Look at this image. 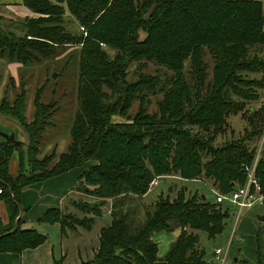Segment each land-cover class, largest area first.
<instances>
[{
  "label": "trees",
  "instance_id": "obj_1",
  "mask_svg": "<svg viewBox=\"0 0 264 264\" xmlns=\"http://www.w3.org/2000/svg\"><path fill=\"white\" fill-rule=\"evenodd\" d=\"M39 17H24L22 29L0 24V59L28 66L54 54L60 45L80 47L77 83L78 110L70 127V143L56 158H37L36 144L50 125L52 104L35 98L34 117L23 115L24 99L2 100L0 115L13 119L24 132L25 143L0 141V200L8 221H0V253H19L43 244L47 236L33 228L15 231L21 194L33 183L95 163L78 177L85 194L95 198L76 201L77 209L91 216L65 214L48 208L37 222L91 230L95 216L111 200L108 224L100 229L93 257L79 264H211L197 249L195 230L209 238L221 233L231 209L207 200L202 193L186 197L184 188L173 199L160 194L152 206L132 207L153 178L178 176L184 180H212L226 193L246 181L244 165L251 164L263 137L255 174L264 193V104L246 105L264 98V16L259 0H21ZM66 10L83 30L68 31ZM22 31V32H21ZM144 33L140 38L139 32ZM103 44V45H102ZM109 50L115 51L113 56ZM205 50L212 57L207 80ZM145 60L166 67L172 74L126 76L130 63ZM189 61V80L183 69ZM259 73L260 78L248 74ZM249 77V78H248ZM161 93L158 110L147 113L146 96ZM263 94V96H261ZM139 110L127 121H113L132 102ZM241 112L247 127L240 137L216 143L228 115ZM25 145L29 170L12 176V151ZM20 152V151H19ZM22 168V151L19 156ZM56 159L54 162L53 160ZM160 178V179H161ZM79 186H77L78 188ZM173 188V187H172ZM168 192V189H167ZM202 195L205 197L203 198ZM24 211V209L22 208ZM138 217V218H137ZM141 217V218H139ZM143 218V219H142ZM180 233L162 258L157 256L153 232ZM12 231V232H11ZM52 264H64L63 258Z\"/></svg>",
  "mask_w": 264,
  "mask_h": 264
},
{
  "label": "rangeland",
  "instance_id": "obj_2",
  "mask_svg": "<svg viewBox=\"0 0 264 264\" xmlns=\"http://www.w3.org/2000/svg\"><path fill=\"white\" fill-rule=\"evenodd\" d=\"M259 1L262 4L264 16V0ZM2 2L3 0H0V24L3 27L8 28V30L12 29L19 32V30L22 29L20 22L23 21V18L9 14L5 7H3L5 4ZM39 16V14H35L31 17L36 18ZM64 17L71 18V22L64 25L68 31L76 32L78 29L81 31L83 30L82 27L78 28L79 25L77 21L72 15L68 13L67 10ZM139 36L140 38H143L144 33L140 31ZM79 49L80 47L78 44H62L57 47L53 55L46 58H41L40 60L35 61L28 66L17 62H10L6 59H0V102L4 100L7 103L12 104L17 96H22L24 99L23 115L27 122H30L34 117L35 98H39V100L45 104H52L53 112L49 119L50 125L47 126L41 133L40 139L36 144L38 149V153L36 154L37 158H42L50 154H53L57 158L60 153L66 151V148L70 143L69 131L73 123L75 113L78 110L77 83L80 72ZM114 52L115 51L113 50H109V54L112 56ZM204 52L205 55L203 56V59L208 65L207 71L209 77H207V80H209L213 62L211 59L212 57L208 54L207 50ZM189 69V61H186L183 69L184 75L187 81L194 82V80H189ZM127 70L128 73L126 80L128 82L135 81L139 74H172V72L166 67L158 65L152 61L145 60L130 63V65L127 67ZM248 76L260 78L261 74L251 73L248 74ZM161 96V93L153 96H146L148 102H145L144 106L146 107L147 113H153L158 110L157 101L161 99ZM261 96H263V94ZM263 104L264 98L261 97L256 101L248 103L246 106L250 107L251 109H256ZM139 107L140 101H133L130 108L122 115H115L113 117V121H127V119H130L134 116V114L139 110ZM225 122L226 126L224 133L217 136L216 143H221L222 141L232 137L237 138L242 136L244 134L245 128L247 127L246 119L241 116V112L228 115L225 119ZM0 132L8 134L14 133L17 137L16 139L25 141V135L21 128L13 119L5 115H0ZM1 138L2 136L0 135V139ZM23 146L24 147L19 150L20 152L22 151L23 159V165L21 169L19 168L20 152L17 150L12 151L10 154L8 167L9 173L12 176L17 175V173L20 171L24 172V169H26V172L29 170L27 160L28 155L25 145ZM55 160L56 159H54L53 162ZM85 166L86 164L80 167L81 169H84L83 167ZM74 172L76 173V170L67 172L65 174V178L59 185L56 186V191H63L59 195L58 193L56 194L58 197H62L66 201V205L60 209L65 214L69 213L78 217L87 216V214L77 209L75 202H81L82 200L94 202L96 199L85 194L81 185L78 184L77 186L79 187L74 188V184L77 182L78 178L76 176V179L73 180ZM43 184H45V189L42 190V187H40L38 190H36L34 201V204L36 203V205H32V216H38L44 209H46L42 203H38L39 196H46V193L50 192L49 190L55 189V185L53 184ZM169 186H171V188L173 187L171 192H167ZM181 188H184L186 197H189L195 193L197 195L203 193L207 200L215 201V193L212 190V180L200 179L187 181L173 175L165 176L159 179L158 184L152 188H149L145 196L142 198L133 199L131 206L135 207L136 205V208L140 207V209H138L137 216H141L143 213L141 208L152 206L160 194L164 197L167 195V193H169V198L173 199L176 196L177 191ZM76 189L78 193H76ZM30 197V199H32V196ZM105 202L109 203L111 200L106 199ZM20 203L22 207V200ZM222 206L226 205L223 204ZM27 211L28 210L26 209L24 212L27 213ZM91 215L92 214H89V216ZM263 215L264 204L255 205L251 208L243 210V218L241 219H244L243 224H245H242V226L241 220V223L234 234L231 232L237 221H233L235 220L233 217H230L226 220V224L222 232L213 238H209L204 231L195 230L194 233L198 236L197 249H202L204 251L205 260L211 262V264H219L214 258L213 254L216 248H221L222 250L228 248V257L224 264H264V219L260 221L258 220V217ZM240 216L241 215H239V217ZM96 217H101L102 219L104 218L105 221L110 220V214H106L105 206L102 207V214L95 216L94 218ZM96 227L98 228L99 226ZM28 228L36 229L38 232L46 235L47 238H49L50 243H54L55 248L59 245L60 228L58 224H48L33 221ZM83 232H86V230L81 227H78L74 230L66 228V233L68 235H72L71 237H79V234H83ZM78 247L81 255V245L79 244ZM88 253L90 254V251H88ZM77 262L80 263L81 258L79 261L76 259V263Z\"/></svg>",
  "mask_w": 264,
  "mask_h": 264
},
{
  "label": "crops",
  "instance_id": "obj_3",
  "mask_svg": "<svg viewBox=\"0 0 264 264\" xmlns=\"http://www.w3.org/2000/svg\"><path fill=\"white\" fill-rule=\"evenodd\" d=\"M2 3L5 4V6L3 7H5V9L11 15L13 14L22 18H24V16L31 17L35 15V13L31 12L29 9H27L22 5L21 0H3ZM93 164L94 162H87L86 166L83 167L84 169H81V167H75L66 171L65 173L48 178L44 181L33 183L28 187H26L21 194V200H22V207L23 209L25 208L24 211H26V209L28 211L27 213L23 211L21 215V219H22L21 227L28 228L29 225L32 224L33 221H37V219L48 208L51 207L63 208V206L66 205V201L62 197H58V195L63 191L61 190L56 191L57 189L56 186L59 185L61 181L65 178V174L67 172L76 170V173L74 172V176H73V180H75L76 176L79 177V175L84 170H86L89 166ZM43 183H47V185L53 184L55 185V189L49 190L50 192L46 193V196H39L38 203H42L43 206L46 207V209H44L40 213V215L32 216V209H31L32 205H36V203L34 204L36 190H38V188L40 187H42V190L45 189V184ZM77 185H78V178H77V182L74 184V188H77ZM56 193H58V195ZM76 193H78L77 189H76ZM30 196H32V199H30L31 198ZM28 213L30 216L28 215ZM242 213L243 211L241 212V216L238 218V220H233L237 222L235 226H233L232 228V232H231L232 234H234L237 231L238 226L241 223L242 220L241 218H243ZM100 218L101 217H96L95 224L93 225L92 229L89 231L86 230V232H83V234L82 233L79 234V237L76 236L71 237L72 235H68V234L67 236H61L60 234V241L58 243L59 245L56 246V248L54 243H50L49 238H47L43 244L37 246L36 248L24 249L19 253H13V252L0 253V264H52L54 259H59V258H63L64 264H77L79 262L76 263V259L78 261L80 260V258L81 261L89 260L93 257L94 253L98 248L99 245L98 237H99L100 229L106 226L109 222V221H105L104 218L103 219L101 218L102 220ZM0 221L2 224H6V222L8 221V212L3 200H0ZM243 221L244 219L242 220L241 225L243 224ZM96 226L99 227L97 228ZM179 233H180L179 229L173 232H166V231L153 232V234L151 235V240L157 244V256L159 258H162L163 256L166 255L170 245L176 240ZM79 244L81 245V255L78 247ZM88 251H90V254L88 253Z\"/></svg>",
  "mask_w": 264,
  "mask_h": 264
},
{
  "label": "built area",
  "instance_id": "obj_4",
  "mask_svg": "<svg viewBox=\"0 0 264 264\" xmlns=\"http://www.w3.org/2000/svg\"><path fill=\"white\" fill-rule=\"evenodd\" d=\"M262 146L263 137L259 143V148L254 161L251 164L244 165V170L246 173V181L244 184L234 185L232 190L226 193L219 192L212 188L215 193V203L221 205L225 204L226 206L230 207L231 217H233L235 220L238 219L239 215H241V212L244 209L251 208L255 205L264 204V193L260 191V183L255 174L256 163L259 151L261 150ZM160 178V176L153 178L149 184V188L157 185ZM105 212L107 215L111 213V202L107 203L105 206ZM213 254L214 258L219 264H224L228 257V248L225 250L216 248Z\"/></svg>",
  "mask_w": 264,
  "mask_h": 264
},
{
  "label": "water",
  "instance_id": "obj_5",
  "mask_svg": "<svg viewBox=\"0 0 264 264\" xmlns=\"http://www.w3.org/2000/svg\"><path fill=\"white\" fill-rule=\"evenodd\" d=\"M1 135L6 138V141H5L6 143H9L10 144V143H14L15 142V138H14V134L13 133H10V134L1 133ZM26 140L28 141L27 137H26ZM171 191H172V188H171V186H169L168 187V192H171ZM202 197L204 198L205 196L202 195ZM22 213H23V210H22V207L20 206L19 207V214H18V216L16 217V219L14 221V227H13L12 231H15L16 230L17 225H18V221L21 218ZM258 219L259 220H263L264 219V215L263 216H259Z\"/></svg>",
  "mask_w": 264,
  "mask_h": 264
},
{
  "label": "flooded vegetation",
  "instance_id": "obj_6",
  "mask_svg": "<svg viewBox=\"0 0 264 264\" xmlns=\"http://www.w3.org/2000/svg\"><path fill=\"white\" fill-rule=\"evenodd\" d=\"M1 133H3V132H0V135H1ZM5 134H8V133H5ZM14 134V133H13ZM2 136V135H1ZM14 138H15V142H18V143H22V144H24L25 143V141H23V140H18V139H16L17 137H16V135L14 134ZM0 141H6V138L4 137V136H2V138L0 139ZM14 142V143H15ZM11 144V143H10Z\"/></svg>",
  "mask_w": 264,
  "mask_h": 264
}]
</instances>
